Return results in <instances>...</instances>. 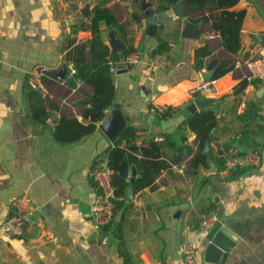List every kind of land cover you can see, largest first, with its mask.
<instances>
[{
	"label": "crops",
	"instance_id": "crops-1",
	"mask_svg": "<svg viewBox=\"0 0 264 264\" xmlns=\"http://www.w3.org/2000/svg\"><path fill=\"white\" fill-rule=\"evenodd\" d=\"M148 1L156 11L154 0ZM95 5L108 7L121 25L118 30L99 25L109 50L107 33L113 29L128 51L138 53L133 63H125L124 54L121 61L116 53L114 60L108 57L113 98L105 115L118 107L124 126L136 128L137 143L158 141L167 163L186 162L183 173L161 169L152 187L132 192L113 223L98 229L91 224L96 189L90 171L105 162L112 147L98 127L105 115L76 141L61 143L51 134L60 116L87 121L81 113L89 86L82 81L75 85L55 71L63 65L67 72L85 56L86 47L78 45L91 33L79 25L88 22ZM179 6L182 14L158 20L151 34L138 0H0V222L20 196L33 209L21 236L0 232V264H183L180 244L185 239L193 244L195 264H216L202 258L209 227L202 229L199 219L210 212L238 235L222 264H264V78L248 76L245 64L264 55V43L250 37L264 33V0H237L228 8L243 10L233 53L221 48L208 15L194 22L196 37L182 35L186 17L181 0ZM205 31L214 37L204 38ZM158 38L167 43L162 53L167 62L153 69L147 61ZM205 43L210 48L205 62L218 58L233 64L214 78L213 100L204 106L215 116L204 150L216 156L217 165L209 157L207 166H191L190 155L181 148L186 143L194 149L195 135L178 126L191 113L186 108L192 102L188 89L197 79L192 72L206 70L192 66L194 49ZM36 64L50 68L38 88L47 114L42 119L31 116L24 95ZM168 106L169 114L160 117L158 112ZM229 148L257 151L258 164L226 169ZM210 163L213 171H208Z\"/></svg>",
	"mask_w": 264,
	"mask_h": 264
},
{
	"label": "trees",
	"instance_id": "trees-1",
	"mask_svg": "<svg viewBox=\"0 0 264 264\" xmlns=\"http://www.w3.org/2000/svg\"><path fill=\"white\" fill-rule=\"evenodd\" d=\"M176 0H154L155 9L162 10L168 8ZM237 0H181V7L185 17L192 22H198L207 18H212L211 26L219 36L221 48L229 53H233L239 46V28L243 16L242 9H228ZM205 10L207 13L205 14ZM100 23H104L108 28L118 30L121 25L114 19L111 11L106 6L95 5L87 23L81 22L79 27L90 30L91 36L84 42L79 43V48L86 47V54L75 61L81 81L90 88V93L84 103L81 113L86 122L77 120L74 116H60L55 120L51 129L52 137L61 143L73 142L83 135L90 133L95 122L105 115V110L110 106L113 98V84L111 80V71L107 62L108 57L115 58V52L109 50L101 38ZM67 41L72 39L67 38ZM167 49V43L158 38L157 45L152 49V54L163 53ZM128 52L125 48L123 54ZM210 53L207 43L194 49L193 68H212L215 63L217 66L213 70L211 78H216L231 68L232 62L211 59L207 62L204 57ZM24 95L30 114L34 119H42L47 116L44 112V98L37 87L29 84L25 86ZM170 106L158 112L160 117H166L169 114ZM214 111L210 107H203L188 114L179 124V128H189L194 132L195 148L184 144L181 151L189 154V165L200 164L207 166V159L210 157L217 165L218 159L210 153V150H204L214 126ZM136 128L131 125L123 127L121 132L112 142L105 163L111 169V184L114 193L115 212L128 206L129 201L126 198V187L130 185L132 192L143 187H152L155 176L158 172L167 168V161L160 157V142H147L146 145L136 142ZM133 167L135 176L133 182H129V171ZM113 223V219L102 225L104 227Z\"/></svg>",
	"mask_w": 264,
	"mask_h": 264
},
{
	"label": "built area",
	"instance_id": "built-area-1",
	"mask_svg": "<svg viewBox=\"0 0 264 264\" xmlns=\"http://www.w3.org/2000/svg\"><path fill=\"white\" fill-rule=\"evenodd\" d=\"M214 35L215 33L212 31H205L202 33L204 38H212ZM123 59L125 63H133L138 59V53L136 51H128ZM166 62V56L162 53H158L151 56L148 59L147 64L150 68L154 69L165 65ZM245 64L249 69L248 76L264 78V55L250 58ZM49 69L50 68L45 64H36L31 67L27 77L28 84L32 87L41 89L40 77L49 71ZM66 73L72 78L75 85L81 83L75 65H69ZM60 81L63 82V79ZM215 90L214 78H198L188 89V93L190 98L194 99L196 97L213 95ZM224 162L226 169L230 167L253 166L258 164L259 154L255 150H246L245 152L238 153L235 149L229 148ZM185 167L186 162L180 161L177 163H169L167 168L173 172L183 173ZM90 178L96 189V193L90 205L91 224L93 228L98 229L102 225L111 221L114 217L113 199L115 197L111 184V169L104 161L101 163L98 162L93 165L90 171ZM32 213L33 209L25 197L20 196L13 199L10 202L9 215L0 222V232L7 237L21 236L24 233L25 226L30 220ZM218 220L219 219L214 212L203 213L199 219V226L202 229H207ZM180 253L183 264H195V249L189 240H182L180 244Z\"/></svg>",
	"mask_w": 264,
	"mask_h": 264
},
{
	"label": "water",
	"instance_id": "water-1",
	"mask_svg": "<svg viewBox=\"0 0 264 264\" xmlns=\"http://www.w3.org/2000/svg\"><path fill=\"white\" fill-rule=\"evenodd\" d=\"M139 7L142 10L143 15L146 16L148 22V32L153 34L155 32L156 23L158 20L164 18L167 15L174 14L175 16H180L182 14L179 3L180 0H176L175 3L170 5L166 9L154 10L150 1L148 0H138ZM198 25L197 23L191 22L186 18L183 19V25L181 28V34L186 36L198 35ZM108 44L112 51L116 53V60L121 61L123 58V51L125 49V44L120 41V39L115 34L113 29L108 31ZM250 37L257 41L259 44L264 43V33H250ZM217 66V63L213 65L212 68L201 71L200 73L192 72V77L207 79L211 78L213 75V70ZM55 73L59 77H65L67 81H72V78L67 75L65 67L62 65L59 67ZM73 83V81H72ZM74 84V83H73ZM213 98L210 96L196 97L192 99V102L186 107L189 112H193L195 109L203 108L207 103L212 101ZM125 123L123 116L118 109V107H112L108 113L102 118L98 124L99 129L105 133L110 141H113L115 137L121 132ZM204 149H207V145H204ZM213 166L210 163L208 171H213ZM134 169L131 170V176L129 178L130 183L133 182ZM132 196V190L130 185L126 187V198L127 201ZM206 243L203 247L202 258L205 261H210L216 264H222L226 258L227 252L234 245L235 241L238 239V235L232 232L231 229L224 223V219L221 218L210 226L205 231Z\"/></svg>",
	"mask_w": 264,
	"mask_h": 264
}]
</instances>
